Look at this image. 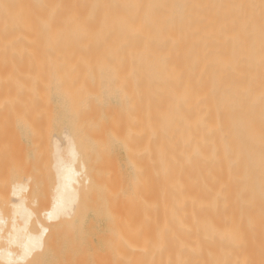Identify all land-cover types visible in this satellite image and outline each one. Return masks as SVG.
I'll return each mask as SVG.
<instances>
[{
	"label": "bare ground",
	"instance_id": "obj_1",
	"mask_svg": "<svg viewBox=\"0 0 264 264\" xmlns=\"http://www.w3.org/2000/svg\"><path fill=\"white\" fill-rule=\"evenodd\" d=\"M33 117L68 125L46 221L78 216L87 183L101 197L102 252L74 240L73 264H264V0H0V120ZM26 188L22 222L0 211L3 264L49 248Z\"/></svg>",
	"mask_w": 264,
	"mask_h": 264
},
{
	"label": "rangeland",
	"instance_id": "obj_2",
	"mask_svg": "<svg viewBox=\"0 0 264 264\" xmlns=\"http://www.w3.org/2000/svg\"><path fill=\"white\" fill-rule=\"evenodd\" d=\"M34 118L35 117H33L34 121L29 120L30 122L28 123H12L11 121L0 120V211L4 213L6 217H8L7 219H9L5 231L10 228L12 222L23 221V217H15L13 204L16 198L13 195L12 188L16 183H24L27 185L26 191L23 194V197L25 198L24 201L27 207L31 208L32 212L34 213L29 224L30 228L32 231H38L40 229L39 223H44V225L46 223L50 230V233L48 232L49 234L47 235V241L48 239L49 241L46 242L47 245H49V248L47 246L46 249L45 246L46 251H44V256L42 255L43 257H38L39 260L37 262H41L42 264H73L75 262L73 260L75 257L73 258V256L78 254V251H80V246L84 239L86 240L83 242L85 244V248L82 244L83 247L81 250L88 248L90 249V252L92 250L94 252L96 249L99 251L101 249L102 252L105 239L103 237L105 236L106 232V223L101 214V210H97V208H100L99 206L97 208L92 207L93 209L97 210V214H100L99 217L92 208L89 209L93 204V200L97 198L100 199L101 197H98L100 196L99 194L92 193L88 183L86 184L87 192L85 191L86 188L83 187L85 186L83 182L87 175V171L85 170L82 177L83 186H81L84 188L82 191L84 193H81V196L84 197V200L80 201V205H84L87 202L91 204V201L92 204L89 205L87 203L86 206L81 205L82 207L79 205L81 211L83 212L80 210V212H76V215H79L75 216V218H79V216L81 218L84 217L82 218L83 220L81 218L79 219L81 220L79 221L81 224L79 225V222L73 220L74 216L72 218H66V220L64 219L62 222H55L54 224H52V222L46 221L44 212L51 206L54 188L57 183L55 145L56 142L61 146L64 145L63 127L65 129L68 125L67 122L63 123V121H56L49 122L46 125V128H43V125L45 126L43 121L38 118H36L35 121ZM13 131L15 132L13 133ZM113 148L115 150V154H117L118 157V161H114V170H116V175H114L115 178L113 180V184L120 186L122 193L127 190L130 191V176L132 168L127 161V152L125 151L123 145L119 143L114 144ZM83 157L77 161V166L79 165V168L81 167L80 164H82V162H86L84 155ZM86 163L88 164V162ZM120 198H122V194L120 195ZM99 199H97V203H99ZM88 205L89 210L86 212L85 210L87 209ZM89 211H91V213ZM93 214L96 215V217ZM77 218L75 220H77ZM73 221L76 223V225L72 223ZM88 225H90V228ZM78 228L80 229L78 230ZM84 230L85 232L82 234ZM75 231L81 233L79 234ZM81 234L84 235V237ZM86 234L88 235L86 236ZM77 235H79V237H83L82 239H79L81 240V243L76 240L79 238H77ZM74 240L78 243H76ZM73 244L74 247L76 244L78 246L80 245L79 247L77 246L78 248H73L76 254H74L72 251ZM76 249L77 251H75ZM71 252H73V256L71 255ZM99 256L101 257V254L98 255V259H95L96 261H92H100ZM72 260L73 263L71 262ZM0 264L3 263L0 261Z\"/></svg>",
	"mask_w": 264,
	"mask_h": 264
}]
</instances>
